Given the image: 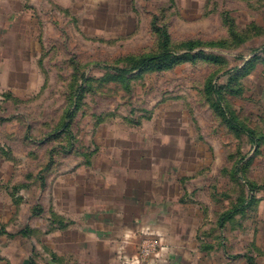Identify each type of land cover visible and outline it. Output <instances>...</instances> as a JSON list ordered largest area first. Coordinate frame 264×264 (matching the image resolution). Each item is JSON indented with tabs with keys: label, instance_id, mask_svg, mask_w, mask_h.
I'll return each instance as SVG.
<instances>
[{
	"label": "rangeland",
	"instance_id": "obj_1",
	"mask_svg": "<svg viewBox=\"0 0 264 264\" xmlns=\"http://www.w3.org/2000/svg\"><path fill=\"white\" fill-rule=\"evenodd\" d=\"M179 255L264 264V0H0V264Z\"/></svg>",
	"mask_w": 264,
	"mask_h": 264
},
{
	"label": "crops",
	"instance_id": "obj_2",
	"mask_svg": "<svg viewBox=\"0 0 264 264\" xmlns=\"http://www.w3.org/2000/svg\"><path fill=\"white\" fill-rule=\"evenodd\" d=\"M85 200H86V198H85ZM97 202H100V203H97ZM85 205H100V208L95 212L96 213V215H97V219L99 220V221H102V217H103V211H101V210H104L103 209V206L102 205H107V204H105V202L103 201V200H99V201H94V202H92V200H90L89 202H88V199H87V201L84 203ZM105 213H106V210L104 211ZM88 215H90L91 217H93V213L91 212V211H87V214L85 215V218L88 216ZM95 216V215H94ZM86 221H87V218H86ZM88 232H87V235H88V239L89 240H96V239H102L103 237H104V235H102L101 233L100 234H96V233H92V231L91 230H87ZM165 233L167 234V236H168V240L169 241H171L170 239H169V237H170V235H171V233H169V232H167V231H165ZM181 257H183V255H179V256H176V258L175 257H173L172 258V260L168 263V264H181L182 263V261H181Z\"/></svg>",
	"mask_w": 264,
	"mask_h": 264
},
{
	"label": "trees",
	"instance_id": "obj_3",
	"mask_svg": "<svg viewBox=\"0 0 264 264\" xmlns=\"http://www.w3.org/2000/svg\"><path fill=\"white\" fill-rule=\"evenodd\" d=\"M161 57H162V59H165V61H169V59L172 60V57H171V54L170 53H164L163 55H161ZM152 60H153V58H151V61ZM147 62H149V60L147 58L146 59H143V61L140 63V65H145V64H147ZM73 112H74L73 110H70L68 112V117H71V113L73 114ZM247 204H249V203H246L245 201L243 202V205H247ZM238 208H239V206L234 207L233 210L227 212L226 216L227 217L231 216L232 214H234L235 212H237L239 210Z\"/></svg>",
	"mask_w": 264,
	"mask_h": 264
}]
</instances>
